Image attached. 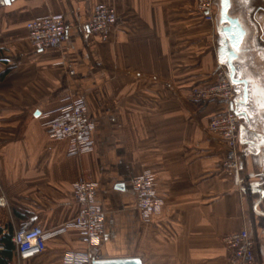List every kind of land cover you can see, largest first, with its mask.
Returning a JSON list of instances; mask_svg holds the SVG:
<instances>
[{
	"label": "crops",
	"instance_id": "crops-1",
	"mask_svg": "<svg viewBox=\"0 0 264 264\" xmlns=\"http://www.w3.org/2000/svg\"><path fill=\"white\" fill-rule=\"evenodd\" d=\"M219 2L213 25L197 0H0V197L7 202L0 230L29 220L53 230L73 219L81 178L95 183L105 214L99 245L88 249L81 231L69 228L35 258L18 261L13 249L7 264H60L72 250L140 256L144 264H228L223 237L244 229L255 241L254 264H264V0L228 11L245 30L235 60L246 83L235 85L232 174L223 167L225 142L208 129L225 106L190 93L216 79ZM98 3L117 13L105 37L88 28ZM51 13L64 16L66 37L35 49L26 25ZM70 95L84 101L94 124L93 149L80 155L47 131ZM144 172L155 176L163 202L150 215L132 187Z\"/></svg>",
	"mask_w": 264,
	"mask_h": 264
},
{
	"label": "built area",
	"instance_id": "built-area-1",
	"mask_svg": "<svg viewBox=\"0 0 264 264\" xmlns=\"http://www.w3.org/2000/svg\"><path fill=\"white\" fill-rule=\"evenodd\" d=\"M197 7L204 19L216 23L218 0H197ZM117 21L114 8L105 3H98L88 28L91 32L105 37ZM27 38L35 49H49L62 43L66 37V24L62 14L51 13L30 20L27 25ZM217 42V38L214 39ZM191 96L198 99L219 100L225 109L210 118L208 129L219 135L227 146V155L223 162L225 170L232 174L238 168V141L240 118L232 108L236 98V87L230 78V71L225 63L218 61L216 79L204 87H194ZM48 123V133L62 140H69L71 151L77 155L91 151L93 142L90 135L94 124L88 115L84 101L70 95L54 110ZM137 206L142 213H157L163 202L156 194V178L151 173H142L132 181ZM96 185L93 181L81 178L74 182V199L79 204L76 216L53 230L26 221L10 232L18 261L28 260L41 255L47 247L48 239L69 228L81 231V240L90 249L100 244L105 226L104 211L96 205ZM7 205L0 197V207ZM8 234V233H7ZM230 254L228 264H254L255 241L250 238L247 230H241L223 237ZM94 257L87 250H72L64 254L60 264H92Z\"/></svg>",
	"mask_w": 264,
	"mask_h": 264
},
{
	"label": "water",
	"instance_id": "water-1",
	"mask_svg": "<svg viewBox=\"0 0 264 264\" xmlns=\"http://www.w3.org/2000/svg\"><path fill=\"white\" fill-rule=\"evenodd\" d=\"M220 16L219 23L221 24L220 33L222 35V47L219 53V59L224 60L229 67L230 78L234 85L236 83L244 82L237 77V67L235 60L238 58L241 50V43L245 36V30L241 25L238 17H231L229 15V8L232 5V0H228L225 4L223 0H219ZM223 51V54L221 53ZM247 89L245 90V97ZM234 108V106H232ZM237 112V111H236ZM238 114V112H237ZM239 115V114H238ZM120 261V264H144L140 256L115 257V258H94L92 264H113L114 261Z\"/></svg>",
	"mask_w": 264,
	"mask_h": 264
},
{
	"label": "trees",
	"instance_id": "trees-1",
	"mask_svg": "<svg viewBox=\"0 0 264 264\" xmlns=\"http://www.w3.org/2000/svg\"><path fill=\"white\" fill-rule=\"evenodd\" d=\"M0 264H7L8 260L12 257L14 244L11 241L10 234L3 233L0 230Z\"/></svg>",
	"mask_w": 264,
	"mask_h": 264
},
{
	"label": "flooded vegetation",
	"instance_id": "flooded-vegetation-1",
	"mask_svg": "<svg viewBox=\"0 0 264 264\" xmlns=\"http://www.w3.org/2000/svg\"><path fill=\"white\" fill-rule=\"evenodd\" d=\"M245 5H246L245 0H237V1L232 0V6H235L236 10L242 9Z\"/></svg>",
	"mask_w": 264,
	"mask_h": 264
},
{
	"label": "snow or ice",
	"instance_id": "snow-or-ice-1",
	"mask_svg": "<svg viewBox=\"0 0 264 264\" xmlns=\"http://www.w3.org/2000/svg\"><path fill=\"white\" fill-rule=\"evenodd\" d=\"M223 2L225 4H227L228 3V0H223ZM221 62L224 63L225 61L222 59ZM113 264H120V261H118V260L117 261H114Z\"/></svg>",
	"mask_w": 264,
	"mask_h": 264
},
{
	"label": "rangeland",
	"instance_id": "rangeland-1",
	"mask_svg": "<svg viewBox=\"0 0 264 264\" xmlns=\"http://www.w3.org/2000/svg\"><path fill=\"white\" fill-rule=\"evenodd\" d=\"M234 1V0H233ZM220 9V8H219Z\"/></svg>",
	"mask_w": 264,
	"mask_h": 264
}]
</instances>
